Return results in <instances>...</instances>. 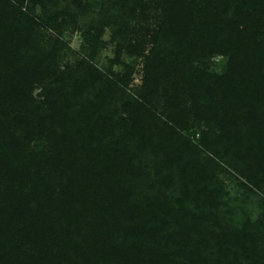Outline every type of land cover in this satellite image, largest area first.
Here are the masks:
<instances>
[{
  "label": "trees",
  "instance_id": "obj_1",
  "mask_svg": "<svg viewBox=\"0 0 264 264\" xmlns=\"http://www.w3.org/2000/svg\"><path fill=\"white\" fill-rule=\"evenodd\" d=\"M0 264H264V0H0Z\"/></svg>",
  "mask_w": 264,
  "mask_h": 264
},
{
  "label": "rangeland",
  "instance_id": "obj_2",
  "mask_svg": "<svg viewBox=\"0 0 264 264\" xmlns=\"http://www.w3.org/2000/svg\"><path fill=\"white\" fill-rule=\"evenodd\" d=\"M110 39V32L107 30V32L104 35V40L108 41ZM63 41L65 42V49L64 53L69 58L79 56L80 52L83 49L84 41L82 32L79 28H74L70 30H66L63 36ZM113 46L108 45L106 48H103L99 51L96 62L100 66L108 65V59L113 56ZM127 61H130V58L126 57ZM226 65V59L222 56H214L209 61V69L213 72H223ZM142 66H143V59H140L136 66V72L133 76V83L132 85H140L142 82ZM115 69H120V67L115 66ZM39 92V89L35 90V94ZM198 138V135L194 137V140ZM146 168L149 171V175L147 176L149 184L151 179H154V169L151 165H146ZM227 171H221L219 172L220 179L223 180L226 193L225 199L229 201V204L235 208L234 212L241 213L242 210L238 206V203L241 199L244 198V192L245 189L241 185V182L246 181L245 178L242 176L240 171H235L231 168H226ZM145 187L141 193H145V195L149 198L153 197V193L155 191L153 190H147L149 185H145L144 183H140L136 191L140 192L141 187ZM261 201H262V195L261 194H249L247 197V202L245 203L244 210L248 213V215L251 217V220L256 221L260 215H262L263 209L261 208ZM237 220H240V215L238 214L236 216ZM235 219V220H236Z\"/></svg>",
  "mask_w": 264,
  "mask_h": 264
}]
</instances>
